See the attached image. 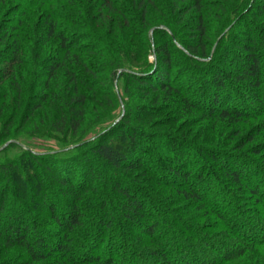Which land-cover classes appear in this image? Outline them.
I'll return each instance as SVG.
<instances>
[{
	"label": "trees",
	"instance_id": "16d2710c",
	"mask_svg": "<svg viewBox=\"0 0 264 264\" xmlns=\"http://www.w3.org/2000/svg\"><path fill=\"white\" fill-rule=\"evenodd\" d=\"M3 1L0 0V4ZM14 1L19 3V8L25 4L24 10L25 8L36 9L34 13L28 15L27 19L32 21V18L37 16V19L42 22V29L46 28L44 38L38 39L41 47L44 44L47 45L51 40L52 47L55 48V53L48 56L49 66L41 67L40 76L45 78L44 84L40 85L43 93H38L35 101L29 105V110L25 113L27 118H33L37 112L50 107V112L47 114L51 116L49 118L52 120L49 122L51 132H55L54 125L60 126L58 127L60 131L64 130V127L73 133L78 131L85 118L86 109L89 108L88 104L86 105L87 95L82 92L81 88L94 85L96 82L90 81L86 77L98 80V75L101 73H106L112 80L128 82L138 90L146 88L152 94L167 91L181 96L182 101L180 110H178L184 117L192 116L201 107L207 112V118L214 121L239 123L247 121L250 113L244 108H239L241 106L234 107L235 111H227L225 100L228 98L235 100L230 94L232 89L238 93L240 100L250 108L253 104L251 100L257 104H263L264 78L261 72L264 70V0H123L121 2L118 0H89L91 8H89L90 22L89 19L88 22L90 25L87 21L80 23L79 19L70 13H58L53 8L56 5L55 2L51 3L50 0ZM66 5L75 8L74 0L66 1ZM210 19L217 22L214 23L215 33L209 31L210 21L208 20ZM59 21L79 28V31L70 33V37L65 36V32L57 28ZM110 21L113 25L118 24L125 28L129 27L131 22L140 24L146 38H148V33H152V44L143 45V49L135 53V59L125 55L128 54V51L129 54L131 53L128 41L124 45L117 46L113 51L106 48L100 49V47L97 49L98 43L101 40L103 42V38L109 37V32L106 33L105 27ZM27 23L18 25L17 21V25L9 31L5 28L0 30V46L5 44L6 40L9 41L8 49L4 53L7 54V57L1 56L2 58H0V85L9 77L12 82L19 76L17 66L18 63H21V59L18 55L20 44L17 37L20 36V28L24 29ZM176 26L179 27L182 37L175 29ZM234 31H236L235 35H232L231 33ZM8 32L13 33L12 39V35L9 36ZM188 36L189 38H186ZM213 38L217 39L211 43ZM84 41L86 42L82 43ZM35 42L37 43V39ZM118 48L125 52L122 50L119 55ZM151 48L152 53L150 52ZM220 51L222 54L219 55ZM150 54H153L157 64L155 71H153L154 65L148 62ZM39 55L38 49L36 56L39 57ZM234 66L240 68L235 69ZM193 72L201 79L204 78V81L202 80L204 85L211 86L212 96L207 93L204 95L202 92V95L197 92L192 93L191 96L181 95L177 82L187 73ZM11 85L12 83H10ZM245 87H249L253 91L250 96L244 90ZM108 98L107 95L104 97V99ZM234 104L238 105L237 102ZM215 111L218 112L217 115L214 114ZM61 119L62 123H60ZM124 122L123 125H125ZM127 125L125 126L127 127ZM132 131L127 140L131 149L135 150L138 147L135 140L137 129ZM6 138L5 133H0V143ZM187 147L177 141L173 149H176L178 154H182ZM90 152L92 157L114 169L130 171V168L138 165V160L128 162L126 154L108 141L101 140L96 143L90 148ZM23 154L22 157L27 159H21L20 163L11 162L0 165V182L4 187L0 189V218L7 211L5 204L11 200L7 192L12 194V200L15 198V191L18 190L19 195L17 196H20L24 192V185L27 186L31 182V178L27 179V175L28 177L30 175L37 176L38 182L33 181V184L42 188L43 192L39 193L42 201L45 199L44 190L49 188L44 186L45 174L49 178L52 177V180L56 181L61 188H66L71 201H69V210L64 209L61 216L56 214L54 205L46 202V199L43 202L45 204L41 206L56 226L58 230L56 232L38 225L32 219L28 224L23 223L18 217L7 219V221L0 219V264H40L48 261L47 258H51L49 264H53L55 262L52 258L53 252L61 257L57 261L58 264L60 262V264L85 262L89 264H126L123 259L117 260L114 257L117 243L106 242L104 239L105 232L109 229L113 231L116 227L112 224L107 204L103 198L96 197V193L91 187L92 184L88 185L86 183L88 180L83 184V180H80V182L77 181V189H75L71 186L69 178H63L65 174H60L58 180L52 176L54 170L51 169V164L53 162L49 159H65L67 157L59 158L63 153L58 156L45 153L36 154L29 150ZM87 154L83 153L82 155L85 159L82 161L83 163L89 162L86 158ZM204 164L201 163L199 167L192 166L186 170H168L165 173L170 178L172 177L175 183L188 184L186 191L180 192L181 196L198 206L199 209H206V216L216 220L220 230L235 238L236 242L233 248L236 250L235 254L228 252L230 247H217L216 240H212L210 236L209 239L198 237L194 231L197 230L196 227L184 220H178L179 223H174L168 230V233L175 236L177 241L170 243L168 240L165 241L164 237L167 232L164 231L163 226L156 221L149 220V216L143 211V204L139 197L142 190L136 189L135 196H133L128 186L125 185L124 188H121L119 183H115L114 188L123 198L122 208L127 212L125 220L127 222L142 221V225L138 227L140 234L144 237L141 247L137 245L130 254L131 264H135L136 258L140 257L138 255L141 253L140 249L154 255L158 264H264V239L251 238L249 241L247 240L248 242L243 241L240 238L243 234L237 232L238 236H236L231 229L230 220L220 211L218 200L214 198L209 202L208 194L211 190L216 191V195H219L218 192L222 193L225 189H221L220 179L211 182L210 176L213 174V170ZM226 165L225 162H220L218 165L222 170L223 177L229 179V182L241 193L248 194L254 205L259 207L263 220L256 219L255 226H261V222H264V199L262 198L264 194L260 190L262 185L259 183L258 175L252 173L251 170L246 171L237 168V166L233 167L234 163L232 171H230ZM25 167L33 168L35 171H40L42 168L43 173L29 171L24 176L23 169ZM148 169L150 170V165ZM258 173L260 174V172ZM200 183L205 184L204 189L197 187ZM225 206L227 207V205ZM9 209V213H12V209ZM233 210L240 214L239 207ZM88 217L91 219L85 221ZM171 218L173 219V216ZM198 228L200 227L198 226ZM76 237L85 239L88 237V244H80L81 241L76 242L87 251H81V257L76 259L65 258L72 254L74 247L72 243ZM191 238L195 239V242H199V247L194 242L190 243L195 246L188 253L179 242L187 243ZM218 243L221 245L219 241ZM102 244L105 247L110 246L108 252L104 250L101 253ZM200 244L207 248L201 247ZM44 247L48 249L47 252H44ZM12 249H21L29 261L10 262L11 258L9 260L8 256L11 255L10 250ZM212 252L218 257H212L211 260L197 259L199 255L210 256ZM45 254H48V257L45 258ZM101 254L104 257H101Z\"/></svg>",
	"mask_w": 264,
	"mask_h": 264
},
{
	"label": "rangeland",
	"instance_id": "374dc122",
	"mask_svg": "<svg viewBox=\"0 0 264 264\" xmlns=\"http://www.w3.org/2000/svg\"><path fill=\"white\" fill-rule=\"evenodd\" d=\"M66 1L69 0H50L51 3L55 2L56 5L53 8L58 13H70L75 18H78L80 23L87 21L90 25L89 8H91V5L89 0H74V9L68 7ZM118 1L121 2L123 0ZM24 6L26 5L24 4ZM24 6L22 5L19 8V3L14 0H4L0 4V30L5 28L9 31L17 25V21L18 25L28 22L24 29L20 28V36L17 37V41L20 44L18 55L21 59V63H18L17 66L19 76L12 82L10 81L11 77H9L0 85V105H2L0 108V113L2 114L0 117V133H5L7 137L0 143V165L11 162L20 163L21 159H27L22 157L27 150L36 154L58 155L63 153L60 156L58 155L59 158H67L49 159L53 162L51 169L55 172H52V176L58 180L60 174H65L63 178H69L71 186L75 187V189H77V181L80 182V180H83V184L87 180L86 183L88 185L92 184L91 187L92 190L94 189L96 197L103 198L107 204V211L111 214L112 224L116 227L113 231L110 229L106 231L104 239L106 242L112 243L113 241L117 243L114 257L117 260L123 259L126 264L132 263L130 254L134 251L133 248H136L137 245L141 247L144 236L140 234L139 227L142 225V221L139 222L137 220L136 222L134 220L133 223L130 219H127L130 222L125 220L127 212L122 208L123 198L119 196L114 188L115 183H119L121 188H124L125 185L128 186L133 196H135L134 191L136 189L140 188L142 190L141 194L139 193V197L143 204V211L149 216V220L156 221L163 226L164 231L167 232L164 237L165 241L168 240L169 243L177 241V238L170 235L168 230L174 223H179L178 220H184L196 227L197 230L194 231H196L195 234L198 237L209 239L210 236L212 240H216L217 247H230L228 252L235 254L236 250L233 249L236 242L235 238L220 230L217 221L210 216H206V209H199L198 206L193 205L181 196L180 192H185V189L189 186L188 184L175 183L173 182L174 179L165 173L168 170H186L192 166L199 167L201 163H205L204 165L213 170V174L210 176L211 182L221 180L219 185L221 189L225 190L222 193L218 192V194L220 193L219 195H216V191L211 190L208 194V200L209 202L214 198L218 200L221 207L220 211L230 220L231 229L236 236H238L237 232H241L243 236L240 238L245 242H248L251 238L264 239V230H262L264 229V222H261V226H255L257 220H263L261 219V210L254 205L248 194L241 193L237 187H234L229 182V179L223 177L222 170L218 167L220 162H225L230 171H232L233 163V167L237 166V168L246 171L251 170L252 173L258 175L259 183L262 185L260 190L264 194V101H262L263 104L261 105V103L257 104L251 100L253 104L250 108L245 102L240 100L238 93L232 89L230 94L233 95L235 100L233 101L231 98L225 100L227 102V111H235L237 106H241L239 108H244L245 111L248 110L250 113L247 121H243V123L214 121L207 118V112L201 107L192 116L184 117L179 112L182 101L181 96L167 91L152 94L146 88H144L145 90H138L128 82H118L117 80H112L106 73H101L98 75V80L86 77V79L96 82H94V85H87L81 88L82 92L87 95L86 105L88 104L89 108L86 109L85 118L78 131L73 133L69 129H65V127L63 128L64 130L60 131V129L58 130L60 126L54 125L55 132H51L49 130V122L52 120L50 119L51 116L47 114V112H50V107L47 110L44 108L42 111L37 112L33 118H27L25 114L29 110V105H32L33 101H35L38 93L42 92L40 85L44 84L45 78L40 76L41 67L49 66L48 56H52L55 53V48L52 47L51 40L47 45L44 44L41 47L38 39L44 38L46 28L42 29V22L37 19V16H34L32 21L27 19L28 15L34 13L36 9L25 8L24 10ZM23 11L25 13H22ZM208 21H210L208 25L209 31L215 33L214 23L217 22L213 19ZM107 24L105 30L106 33L109 32V37L103 38V42L101 40L98 43L97 49L100 47V49L106 48L109 51H113L117 46L124 45L128 41L132 54L130 53V55L129 51L128 54H124L135 59V53L140 52V49H143V45L146 46V43L152 44V33H148V38H146L140 24L131 22L129 23L130 26L126 28L118 24L113 25L112 21ZM57 25V28L65 32L64 35L68 37L71 36L70 33L79 31V28L61 21ZM175 29L178 30L180 37H182L179 27L176 26ZM235 33L236 31L231 34L235 35ZM12 34L8 32L9 36ZM185 34L188 35L187 33ZM13 36H11V39ZM186 38H189V36ZM36 39L37 43L35 42ZM216 39L213 38L211 43ZM8 45L9 41L6 40L5 44L0 46V58L7 57V54L4 53L8 49ZM38 49L40 51L39 57L36 56ZM107 50L105 51L107 52ZM122 50L118 48L119 55H121ZM150 52L152 53V48ZM220 53L221 51L219 55ZM148 62L154 65L153 71H155L157 64L153 54H150ZM234 68L238 69L240 67L234 66ZM261 73L264 78V70ZM203 79L196 76L194 72L184 75L177 82L181 95L187 94L191 96L192 93L197 92V94L202 95L203 93L205 95L207 93L212 96L211 86L204 85ZM10 83H12L11 86ZM244 90L247 91L246 93L249 96L253 92L249 87H245ZM106 95L109 96L108 99H104ZM234 102H237L238 105H235ZM214 114L217 115L218 112L215 111ZM123 122L125 125L128 124V128L122 124ZM60 123H62V119ZM135 129H137L135 140L138 147L132 150L127 137ZM99 138L122 150L126 154L128 162L138 160V165L130 168V171H123L107 166L102 161L92 157L90 148L101 142ZM177 141L188 146L182 152L185 155L178 154L177 150L173 149ZM83 153H88L86 155L88 163L82 162L85 160L82 156ZM235 163L237 164L235 165ZM149 165L150 170L148 169ZM23 170L24 176L29 171L31 173H43L41 171L42 168L40 171H35V169L30 167H25ZM36 178L37 176L30 175L28 177L27 175V179H30L31 182L27 186L24 185L22 196H17L19 195L17 188L13 200L12 194L7 192L11 200L5 204L7 211L5 214L2 212L4 215L1 214L3 216L0 219L7 221V219L18 217L25 224H28L32 219L38 225L56 232L58 231L56 226L45 211L42 210L41 206L45 204L43 202L46 199V202L48 201V203L54 205L56 214L58 213L61 216L64 213V209L69 210V201L71 199L67 194L66 188H61L56 181L52 180V177L49 178L45 174L44 186H48L50 189L44 190L45 199L42 201L39 194L40 191L43 192L42 188L40 189L33 184V181L38 182ZM2 185L3 183L0 182V189L3 187ZM199 185H197L198 188L204 189V183ZM41 187L43 186L41 185ZM262 198L264 199V196ZM236 207H239L240 214L234 212L235 210L233 209ZM9 208L12 209V213H9ZM172 216L173 219L171 218ZM90 219L88 217L85 221ZM110 238L111 240H109ZM77 241H81L80 244L89 243L88 237L86 239L84 237H76L72 243L74 246L72 254L65 258L76 259L81 257V251H87L85 248H81L80 244L76 243ZM193 242L199 247V242H195L193 238L187 243L183 241L179 243L189 253L195 246L190 245ZM103 244L105 245V243ZM103 244L100 247L101 253L104 250L108 252L110 246L108 247L107 245L106 249ZM200 245L203 248H207L203 244ZM44 249V252H47L48 249L46 247ZM139 252H141L138 254L140 257L136 258L135 264H158L156 263L157 258L149 254L148 251L143 252L140 249ZM207 252L210 251L207 250ZM10 253L11 255L8 256L9 260L11 258L10 262L29 261L21 249H12ZM46 256L48 257V254L44 255L45 258ZM52 256L55 261L53 264H58L57 261L61 257L54 252ZM100 256L102 257L103 255L101 254ZM212 257L218 256L212 252L210 256L199 255L197 259L211 260L213 259ZM50 259L47 258L48 261L40 264H49L51 262Z\"/></svg>",
	"mask_w": 264,
	"mask_h": 264
}]
</instances>
